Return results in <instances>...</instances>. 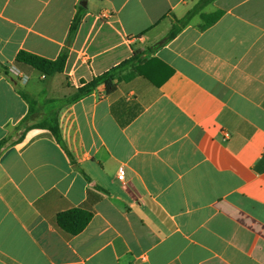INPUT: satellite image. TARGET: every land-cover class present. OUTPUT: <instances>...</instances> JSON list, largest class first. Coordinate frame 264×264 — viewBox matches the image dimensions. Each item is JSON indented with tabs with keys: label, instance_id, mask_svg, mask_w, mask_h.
I'll return each mask as SVG.
<instances>
[{
	"label": "crops",
	"instance_id": "crops-1",
	"mask_svg": "<svg viewBox=\"0 0 264 264\" xmlns=\"http://www.w3.org/2000/svg\"><path fill=\"white\" fill-rule=\"evenodd\" d=\"M197 2L0 0V264H264V0H215V24L199 16L167 41ZM154 46L174 70L160 87L137 76L63 104ZM64 49L52 77L15 63ZM18 90L36 122L62 105V143L24 133ZM73 208L93 213L78 235L57 224Z\"/></svg>",
	"mask_w": 264,
	"mask_h": 264
},
{
	"label": "trees",
	"instance_id": "trees-1",
	"mask_svg": "<svg viewBox=\"0 0 264 264\" xmlns=\"http://www.w3.org/2000/svg\"><path fill=\"white\" fill-rule=\"evenodd\" d=\"M214 1L215 0H200L183 18H176L173 22L172 29L167 35V41L175 38L182 28L188 26L192 22L193 18L197 14L203 21L200 25L201 30L207 29L215 24L221 18L223 11L218 10L213 13H206L203 11L205 6ZM84 9L85 8L83 6L78 7V12L71 24L70 39L73 37L79 23L81 22ZM157 47L158 46H154L149 47L146 50H137L130 58L124 60L102 75L94 77L89 82H82V86L77 89L76 93L67 97L63 101V104H71L87 97L100 85L105 86L106 94H113L117 91L118 85L121 81H129L137 76H143L157 87H160L173 75L174 70L163 62L148 58V55L152 54ZM68 55V49H64L58 58L52 60L25 50H21L16 56L15 63L18 66H28L29 68L39 71L45 76L52 77L65 71ZM3 69L6 73H8L7 68ZM18 91L30 106L29 113L21 124L24 128V133L35 128L46 129L49 131L50 136L54 137L57 142L62 143L61 129L58 120V110L62 105L58 109H51L39 120V122H36L40 118L38 102L26 92L21 90ZM51 103H54V101ZM137 114L130 117L129 122L133 121L137 117ZM31 122L36 123L29 125ZM6 142L7 140L0 142V154ZM92 218V212L82 208H73L59 213L57 215V224L62 230L70 235H78L89 225Z\"/></svg>",
	"mask_w": 264,
	"mask_h": 264
},
{
	"label": "built area",
	"instance_id": "built-area-1",
	"mask_svg": "<svg viewBox=\"0 0 264 264\" xmlns=\"http://www.w3.org/2000/svg\"><path fill=\"white\" fill-rule=\"evenodd\" d=\"M15 73L16 74H19L17 70H15ZM118 179L123 183V184H127L128 183V179L126 177V174H125V168L124 166H122L120 168V172L118 174Z\"/></svg>",
	"mask_w": 264,
	"mask_h": 264
},
{
	"label": "rangeland",
	"instance_id": "rangeland-1",
	"mask_svg": "<svg viewBox=\"0 0 264 264\" xmlns=\"http://www.w3.org/2000/svg\"><path fill=\"white\" fill-rule=\"evenodd\" d=\"M199 1H200V0H198V2H199ZM198 2H197V3H198ZM197 3H196V4H197ZM196 4H195V5H196ZM211 4H212V3L208 4L207 6H205V8H204L203 11L208 10V9H209V6H210ZM195 5H194V6H195ZM194 6H193V7H194ZM198 17H199V15L197 14V15L193 18L192 21H194L196 18H197V20H198ZM23 130H24V129H23ZM9 140H11V139H9ZM9 140H8V141H9Z\"/></svg>",
	"mask_w": 264,
	"mask_h": 264
}]
</instances>
